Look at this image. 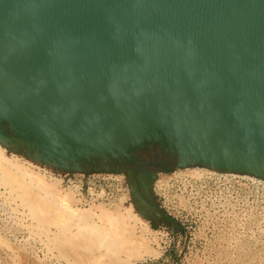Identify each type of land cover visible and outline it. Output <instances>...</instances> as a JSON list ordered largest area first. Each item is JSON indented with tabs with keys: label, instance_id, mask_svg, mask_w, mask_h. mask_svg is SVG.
I'll use <instances>...</instances> for the list:
<instances>
[{
	"label": "water",
	"instance_id": "water-1",
	"mask_svg": "<svg viewBox=\"0 0 264 264\" xmlns=\"http://www.w3.org/2000/svg\"><path fill=\"white\" fill-rule=\"evenodd\" d=\"M0 146L57 177L264 181V0H0Z\"/></svg>",
	"mask_w": 264,
	"mask_h": 264
},
{
	"label": "rangeland",
	"instance_id": "rangeland-1",
	"mask_svg": "<svg viewBox=\"0 0 264 264\" xmlns=\"http://www.w3.org/2000/svg\"><path fill=\"white\" fill-rule=\"evenodd\" d=\"M0 164L2 203L19 215L0 217V264H264V181L161 174L155 194L172 225L153 230L125 177H77L67 187L1 146Z\"/></svg>",
	"mask_w": 264,
	"mask_h": 264
},
{
	"label": "bare ground",
	"instance_id": "bare-ground-1",
	"mask_svg": "<svg viewBox=\"0 0 264 264\" xmlns=\"http://www.w3.org/2000/svg\"><path fill=\"white\" fill-rule=\"evenodd\" d=\"M1 164H0V169H1ZM196 170H199V169H196ZM203 170V169H201ZM5 188V187H4ZM5 191V190H4ZM1 193V192H0ZM3 194V193H1ZM18 206V205H17ZM20 213V212H19ZM23 213V212H22ZM21 213V214H22ZM24 214H22L21 216H23ZM19 215L16 213L15 211V208L13 209L12 206H5L3 205L2 203V199L0 197V217H3L4 219H8V220H11L12 222H17L18 221V217ZM2 218V219H3ZM7 222V221H6Z\"/></svg>",
	"mask_w": 264,
	"mask_h": 264
},
{
	"label": "built area",
	"instance_id": "built-area-1",
	"mask_svg": "<svg viewBox=\"0 0 264 264\" xmlns=\"http://www.w3.org/2000/svg\"><path fill=\"white\" fill-rule=\"evenodd\" d=\"M91 176H94V175H91ZM91 176H89V177H91ZM234 176H236V175H234ZM77 177L85 179L83 176H79V175H73L72 178H66V177H59V178H61L63 180V186L65 185L68 187V184L75 182ZM87 179H85V180H87Z\"/></svg>",
	"mask_w": 264,
	"mask_h": 264
}]
</instances>
